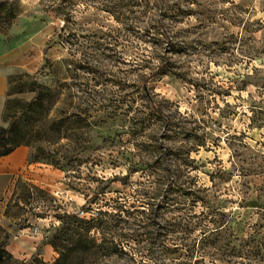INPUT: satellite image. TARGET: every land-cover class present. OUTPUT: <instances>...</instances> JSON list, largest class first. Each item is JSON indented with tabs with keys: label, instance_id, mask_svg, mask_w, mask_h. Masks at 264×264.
Wrapping results in <instances>:
<instances>
[{
	"label": "rangeland",
	"instance_id": "obj_1",
	"mask_svg": "<svg viewBox=\"0 0 264 264\" xmlns=\"http://www.w3.org/2000/svg\"><path fill=\"white\" fill-rule=\"evenodd\" d=\"M0 34L6 99L9 78L23 74L72 101L57 106L82 103L99 116L81 165L30 162L27 146L20 173L0 176V242L11 236L6 249L15 258L56 264L58 215L75 213L109 228L105 236L92 230L99 245L67 264H227L222 249L202 245L206 195L226 221H239L240 237L258 230L264 241V206H248L264 201V126L251 123L249 108L264 88L241 83L264 67V0H0ZM167 167L188 196L169 197ZM20 179L46 193L31 189L24 198ZM182 218L192 224L168 231Z\"/></svg>",
	"mask_w": 264,
	"mask_h": 264
},
{
	"label": "trees",
	"instance_id": "obj_2",
	"mask_svg": "<svg viewBox=\"0 0 264 264\" xmlns=\"http://www.w3.org/2000/svg\"><path fill=\"white\" fill-rule=\"evenodd\" d=\"M244 76L246 78L242 79L241 83L245 86L248 83L262 82V85L258 86L264 88V67H254L251 73ZM23 77V74H16L9 78L8 98L3 113V120L7 122V125H0V157L9 155L20 146H29L32 148L29 155L30 162L44 161L61 169H68V171L74 166V162L81 165L84 152L92 146L94 141L89 135V130L95 125L99 116L92 115L90 107L82 106V103L73 111L67 107L57 106L60 102H68L69 96L57 87L40 83L37 80L26 81ZM25 92H33L34 96L29 100L12 97L14 93ZM143 96L150 102L149 107L147 106L150 108V115L157 116V113L162 112L161 108L155 105L146 86H144ZM93 104L95 107L97 102ZM249 108L251 123L263 127L264 98H252ZM136 118L140 120L144 117L137 116ZM165 123L168 131L173 130L175 125L170 117L165 119ZM172 157L173 153L169 158ZM165 170L169 174V197L173 192H178L184 197L188 196L190 190L180 182L181 175L171 167ZM17 187L24 190V198L31 196V189L46 193L43 188L23 179L18 181ZM202 191H206V188H202ZM95 196H98V193H95ZM93 199V196L89 195V202H93ZM171 200L173 201V198ZM200 200L203 206H206L201 211L198 221L203 226L202 245L204 248L215 246L222 249L225 256L224 261L227 264H264V241L257 237L258 230L247 237H240L237 232L239 221L234 216L226 221L225 213L220 211L217 205L211 203L209 196H203ZM248 206L263 207L264 201L255 198ZM58 218L61 225L56 229L57 232L51 241L60 251L56 264H67L74 253L84 252L99 245L97 239L91 235L92 230L99 229L104 236L108 233L105 231L109 228L107 223L99 217L87 218L75 213H64L58 215ZM201 219H208V222L203 223ZM168 224L170 227L165 226L168 231H178L180 228L189 227L192 221L182 218L178 222L169 221ZM10 238L11 236L7 234L5 241L0 242V264H25L6 249Z\"/></svg>",
	"mask_w": 264,
	"mask_h": 264
},
{
	"label": "crops",
	"instance_id": "obj_3",
	"mask_svg": "<svg viewBox=\"0 0 264 264\" xmlns=\"http://www.w3.org/2000/svg\"><path fill=\"white\" fill-rule=\"evenodd\" d=\"M9 74L10 70L6 62L4 41L2 35L0 34V121L1 113L6 100ZM28 153L29 149L27 146H20L9 155L0 157V176L12 174L18 175L21 168L27 161Z\"/></svg>",
	"mask_w": 264,
	"mask_h": 264
}]
</instances>
